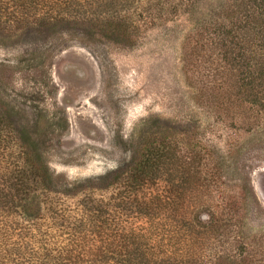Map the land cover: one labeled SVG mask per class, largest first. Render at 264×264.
Returning a JSON list of instances; mask_svg holds the SVG:
<instances>
[{
    "label": "trees",
    "instance_id": "1",
    "mask_svg": "<svg viewBox=\"0 0 264 264\" xmlns=\"http://www.w3.org/2000/svg\"><path fill=\"white\" fill-rule=\"evenodd\" d=\"M183 1L0 0V37L44 33L131 46L133 17L151 9L177 13ZM223 18L210 29L212 90L227 97L212 94V104L224 113L243 106L253 121L244 132L264 133V0H235ZM51 53L33 50L14 66L0 62V264H264V235L246 242L242 232L246 183L223 179L233 148L211 157L158 119L120 142L129 160L111 181L100 178L98 189L112 191L106 203L81 202L68 221L45 219L47 209L64 207L60 199L84 191L48 168L47 152L66 122L39 110L28 115L7 93L6 78L26 76L38 87L32 101L43 100L52 94ZM233 119L246 124L240 112ZM47 227L59 233L45 234Z\"/></svg>",
    "mask_w": 264,
    "mask_h": 264
},
{
    "label": "rangeland",
    "instance_id": "2",
    "mask_svg": "<svg viewBox=\"0 0 264 264\" xmlns=\"http://www.w3.org/2000/svg\"><path fill=\"white\" fill-rule=\"evenodd\" d=\"M234 2L184 0L177 13L165 10L161 15L151 9L150 15L133 17L137 31L131 46L84 44L78 37L52 38L44 33L26 37L16 33L11 40L0 37V62L11 66L33 50L47 48L53 54L48 71L52 94L43 100L32 101L38 87L26 76L15 73L6 78L7 93L28 115L39 110L48 117L62 115L66 122V130L55 133L47 152L48 168L70 183H81L84 191L60 199L64 207L47 209L45 219L68 221L81 202L106 203L112 191L98 189L103 184L100 178L111 181L129 160L120 142L134 139L144 121L158 119L187 147L211 157L226 156L233 148L223 179L246 183L242 224V232L249 236L246 242L264 235L263 130L244 132L253 121L244 115L243 106L224 113L212 104V94L227 95L212 90L210 29L224 21ZM214 78L221 80V74ZM29 103L36 109L27 108ZM239 112L246 124L233 119ZM45 232L53 236L58 231L47 227ZM66 239L60 236L62 243Z\"/></svg>",
    "mask_w": 264,
    "mask_h": 264
}]
</instances>
